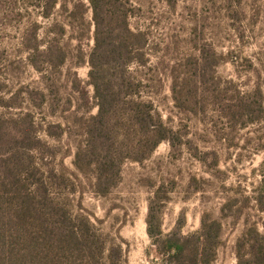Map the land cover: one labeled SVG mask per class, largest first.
Listing matches in <instances>:
<instances>
[{"label": "rangeland", "instance_id": "obj_1", "mask_svg": "<svg viewBox=\"0 0 264 264\" xmlns=\"http://www.w3.org/2000/svg\"><path fill=\"white\" fill-rule=\"evenodd\" d=\"M70 1L61 0L51 19L30 0L21 1L28 7L23 16L0 14V97L11 100L19 94L12 106L0 102V115L34 114L40 138L58 149L56 157L35 152L38 165L44 171L56 167L75 182L73 210L88 215L100 231L122 243L129 264L162 263L146 221L161 185L167 192L159 214L163 232H172L183 217L182 233L196 232L203 214L209 213L224 223V243L214 264H235L237 239L246 222L258 223L264 232V211L257 202L264 173V116L246 127H229L223 107L227 97L256 99L249 94L258 86L264 94V0H123L132 13V27L149 36L148 63L140 69L151 84L146 94L185 144L174 152L165 141L142 164L126 162L121 183L108 196L98 195L91 176L74 164L77 148L86 140L83 123L98 111L88 64L94 27H68L62 39L66 63L44 72L30 63L22 45L27 27L34 23L40 26V39L53 37L50 26L68 21L62 4ZM87 21L92 22L91 11ZM204 48L217 65L207 72L206 112L202 107L196 114L176 105L173 86L181 93L183 79L195 73L191 64ZM50 125L53 130L62 125L64 134L49 136ZM197 148L216 151L219 165H214V154L207 155L206 164L199 160ZM228 200L236 205L225 217L222 207Z\"/></svg>", "mask_w": 264, "mask_h": 264}, {"label": "trees", "instance_id": "obj_2", "mask_svg": "<svg viewBox=\"0 0 264 264\" xmlns=\"http://www.w3.org/2000/svg\"><path fill=\"white\" fill-rule=\"evenodd\" d=\"M21 1L0 0V14L6 18L23 16L28 7ZM30 1L47 19L61 4V0ZM89 3L71 0L62 4L69 19L51 24L53 37L40 39V26L34 23L27 27L22 45L30 63L44 72L66 63L68 54L62 39L68 27H94L88 64L98 111L83 123L86 140L77 148L74 164L82 174L91 176L98 195L108 196L121 183L126 162L142 164L165 141L174 152L185 143L179 131L165 121L153 97L146 94L151 84L140 69L148 63V32L132 27V13L123 0ZM208 52L204 48L191 64L195 73L183 79L181 93L176 84L173 86L175 103L185 111L198 114L203 107L206 112L204 105L210 98L207 72L217 65L210 61ZM133 65L137 67L133 69ZM17 95L14 93L11 100L0 97V102L12 106ZM249 96L256 99L234 101L227 97L229 102L223 109L229 127H246L264 116L262 88L256 87ZM53 128L50 125L46 130L49 136L64 134L62 125H58L59 130ZM35 152L58 155L56 147L40 138L34 114L0 115V264H129L122 243L100 231L88 215L73 210L70 194L77 191L75 182L56 167L44 171ZM210 154L215 155L217 167L220 159L216 151L197 148L195 156L206 164ZM166 196L164 185L155 190L146 219L161 264H214L224 243L223 220L205 212L201 228L185 235L183 217L165 234L159 214ZM257 202L264 211V173ZM235 205L228 200L222 207L223 216H230ZM236 258L235 264H264V232L258 223L246 222L237 239Z\"/></svg>", "mask_w": 264, "mask_h": 264}]
</instances>
